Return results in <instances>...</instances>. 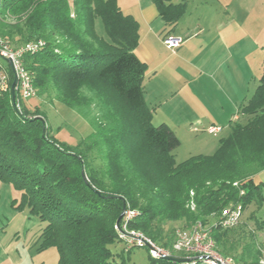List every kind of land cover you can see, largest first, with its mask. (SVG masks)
I'll return each mask as SVG.
<instances>
[{"label":"trees","instance_id":"16d2710c","mask_svg":"<svg viewBox=\"0 0 264 264\" xmlns=\"http://www.w3.org/2000/svg\"><path fill=\"white\" fill-rule=\"evenodd\" d=\"M117 2L0 0L1 38L8 41L16 34L25 39L22 45L44 43L22 58L35 96L53 91L59 103L80 109L88 104L81 94L87 90L107 109L93 133L70 149L49 136L46 116L38 107L20 105L25 100L17 91L15 105L10 90L0 93V180L20 192L19 208L45 223L42 248L56 249L57 264H124L109 248L123 243V224L168 248L162 244L159 222L204 223L230 204L240 205L241 215L252 204L264 207V179L255 180L264 171V68L255 92L236 112L245 123L230 121L229 134L219 140L215 154L176 165L172 151L180 145L178 138L167 125H152L144 103L147 67L134 55L138 22ZM151 2L169 30L186 11L183 3ZM7 18L13 23H6ZM97 19L104 37L96 33ZM3 68L10 86L14 75L11 68ZM93 150L100 157H93ZM96 160L101 163L94 164ZM235 180L240 181L238 188L232 186ZM190 191L193 212L185 209ZM124 211L138 214L127 221L123 214L117 227ZM255 225L264 231V221ZM231 230L218 224L211 228L215 248ZM149 257L151 264H208L197 258L176 263ZM243 264L259 263L253 259Z\"/></svg>","mask_w":264,"mask_h":264},{"label":"rangeland","instance_id":"374dc122","mask_svg":"<svg viewBox=\"0 0 264 264\" xmlns=\"http://www.w3.org/2000/svg\"><path fill=\"white\" fill-rule=\"evenodd\" d=\"M151 1L148 2L154 5ZM178 1L185 4L186 11L183 15L185 20L179 22L177 26L182 31L181 34L173 38L182 40V44L189 42L191 37L193 39L197 37V17L203 18L204 20H202L207 24V21L215 17V11H220L219 9L223 11L228 9V12L233 15L235 19V24L231 28L233 30L231 38L233 40H231L230 48L227 51L232 56L231 63H238L245 69L243 96L246 99L251 98L256 90L255 88L259 85V78L264 68V0ZM137 2L138 0H118L117 3L122 12L126 13L130 9V16H136L138 14ZM4 21L13 23L9 18ZM184 29H189V32L185 33ZM95 30L98 36H105L99 19L95 22ZM24 40L23 37L12 34V38L8 41L10 47L17 48L24 43ZM188 45L186 53H182L181 57L190 61L192 65L195 62L199 65L201 57L196 58L199 54L197 52L199 51V42L195 40ZM0 65L10 68L9 63L1 57ZM181 65L184 64L181 63ZM81 94L88 98V104L80 109H69L59 103L53 91H49L43 97L35 96L25 100L20 105H25L29 110L38 107V111L46 116V124L50 129L49 136L56 139L62 146L72 149L78 147L82 140L93 133L95 123L101 120L107 110L103 108L101 101L94 96V93L82 90ZM237 121L244 124L246 118L239 117ZM194 125L195 123L187 125L193 127L191 131L187 127L177 130L180 145L172 151V158H174L176 165L191 157L215 154L219 146V140L225 138L230 130L227 123H225L220 126L224 128V131L217 137H213L207 134L206 129L210 125L208 127ZM92 155L93 157H100L97 150H93ZM100 163L101 161L96 160L94 164L99 165ZM259 178L264 179V171L255 176V180ZM239 183L240 181L235 180L232 186L238 188ZM239 194L242 195V192ZM194 197V192L190 191L185 205V209L190 212L195 211ZM20 198V192L11 183L0 180V264H57L58 254H56V249L54 247L42 248L41 233L45 223L40 221L37 216L29 214L27 208H19ZM230 206H234V204H230L228 207L230 208ZM218 219L219 216L216 215L211 216L204 223L195 221V223L189 222L186 224L183 222L184 220L159 222L157 226L162 233V244L167 243L168 248H163L161 244L155 243L154 245V243H151L159 250L169 254L172 253L179 259L193 260L197 258L194 254H191L193 251L184 253L174 251L171 248L176 240L177 232L192 230L196 225L200 226L204 232H211V228L216 225ZM238 220L239 223L235 227L236 229L229 231L224 243L214 249V256L218 260H222L224 262L221 261L222 264H225L228 260L232 264H243L244 262L249 263L253 259L257 260L259 264H264V231L258 230L255 225L257 220L264 221V207L258 208L255 204H252L244 210ZM123 231V235L121 234L122 237H120L123 243L115 242L109 246L115 260H123L124 264H151L148 248L140 247L137 244L134 247L135 244L131 240L134 235H139V237H142V235L138 232L128 231L127 227Z\"/></svg>","mask_w":264,"mask_h":264},{"label":"crops","instance_id":"0c3cea01","mask_svg":"<svg viewBox=\"0 0 264 264\" xmlns=\"http://www.w3.org/2000/svg\"><path fill=\"white\" fill-rule=\"evenodd\" d=\"M148 1L138 0V14L132 17L138 22L139 33L134 53L147 67L142 94L152 113V125L165 124L176 137L181 128L191 131L193 127L187 125L193 123L201 127L228 125L241 102L246 100L243 96L245 69L238 63H231L232 56L227 51L233 40V15L228 9H219L215 17L207 21L208 25L203 18L197 17V37L193 39L191 35L189 42L171 51L164 47L161 39L165 35L178 37L182 32L178 23L185 19L181 18L169 30ZM171 1L172 4L180 3ZM129 12L130 9L125 14L130 15ZM184 32L188 33L189 29ZM195 40L199 42V56L196 57H201L199 65L196 62L192 65L181 57L188 44Z\"/></svg>","mask_w":264,"mask_h":264},{"label":"built area","instance_id":"2783aa9c","mask_svg":"<svg viewBox=\"0 0 264 264\" xmlns=\"http://www.w3.org/2000/svg\"><path fill=\"white\" fill-rule=\"evenodd\" d=\"M162 44L168 50L173 51L178 48L182 44V40L178 38H173L170 36L164 37L161 39ZM42 41H35L26 43L24 45L18 46L17 48L10 47V44L7 40H4L0 37V57L3 60H6L9 64H11L13 68V73L16 74L17 84L16 91L19 94V98L22 100H28L35 96V89L33 87L32 76L29 72L26 71L23 65V56L28 54L36 53L40 48L43 47ZM10 90L9 79L7 73H5L4 68L0 65V93H6ZM238 113L233 115V120L238 119ZM223 127L217 125L209 126L207 130V134L213 137H217L224 130ZM230 206L225 207L221 210L219 219L217 220L216 225L221 229H230L237 226L239 223L241 216V207ZM136 211H126L124 212L125 220H131L137 216ZM126 225L123 224L122 229L124 230ZM210 232H204L200 226L196 225L189 230L179 231L177 232L176 240L172 246V249L177 252L191 253L194 254L197 259L204 261L208 264H222L220 260L214 256L215 244L213 240L210 238L208 234ZM123 235V233H121ZM122 237V236H121ZM132 242L140 247H145V243L150 245L152 249L149 250L150 256L156 259L163 258L167 256L168 253L159 250L156 248L149 240L139 237V235H134L131 237ZM197 255V256H196ZM204 259V260H203ZM224 263V262H223ZM225 264H232L230 260L226 261Z\"/></svg>","mask_w":264,"mask_h":264},{"label":"water","instance_id":"95a60500","mask_svg":"<svg viewBox=\"0 0 264 264\" xmlns=\"http://www.w3.org/2000/svg\"><path fill=\"white\" fill-rule=\"evenodd\" d=\"M9 65H10V68H11L12 73H13L14 72L13 68H12L11 64H9ZM13 75H14L13 76V81H12V84L10 85V93H11V98L10 99L12 100V103L15 105V99L14 98H15V95H16L17 77H16V74L13 73ZM123 214H124V212L120 215V217L118 218V220H117V222L115 224L117 227L119 226L118 224H119L120 220L122 219ZM145 247H147L148 250L152 249V247L150 245L146 244V243H145ZM162 259H164L166 261L168 260V261H171V262H176V263H184V262L190 261V259L179 260L178 258L171 257L170 255L164 256Z\"/></svg>","mask_w":264,"mask_h":264}]
</instances>
